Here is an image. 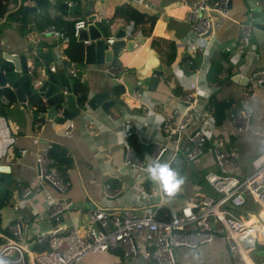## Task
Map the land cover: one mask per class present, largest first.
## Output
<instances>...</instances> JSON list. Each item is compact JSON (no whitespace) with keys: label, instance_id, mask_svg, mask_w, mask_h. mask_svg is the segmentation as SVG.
<instances>
[{"label":"crops","instance_id":"0c3cea01","mask_svg":"<svg viewBox=\"0 0 264 264\" xmlns=\"http://www.w3.org/2000/svg\"><path fill=\"white\" fill-rule=\"evenodd\" d=\"M143 1L147 2V6ZM247 1L232 0L227 15H221L216 10L212 11V15L220 21V25L215 27L212 35L208 37L212 51L206 56L196 53L189 62L186 60L190 57L187 47L183 45L178 49L175 45L177 39L186 40L190 29L188 0H93L92 12L100 14L102 18H112L115 7L125 2L142 12L154 14L157 18L151 35L136 32L132 36L125 37L132 39L135 46L131 49L124 47L116 56L117 62L126 70L122 73L121 84L124 91L121 93H116L114 90L118 82L103 70L104 64L111 61L85 63V43L78 38L60 44L55 36L50 33L41 34L38 28L22 35L15 21L8 19L0 21L2 23L0 53L2 50L25 53L33 56V61L41 64L35 53L52 50V63L57 65L56 71L67 72L61 55L67 62L73 61L76 64L81 74L79 80L82 83V89L75 91L73 88L76 94L86 91L89 93L109 91L115 100L107 111L100 107L96 109L88 107L71 118L60 115L61 109L51 118L47 105L48 111L43 113V121L37 124L34 122L27 101L18 100L13 90H11L13 94L11 99L3 92L0 93V162L10 164L7 191L11 186L9 202H4L0 207V232H7V226L16 220V216L22 218V228L27 233L53 225L52 220L42 216L47 206V195H60L49 183L44 184L45 191L32 194L18 210L12 208V205L18 201L21 188L37 182L36 154L45 143L49 142L61 144L71 156L72 163L66 173L70 186L66 195L73 203L64 212L63 219L69 224L76 225L81 231L86 227L88 212L97 206L112 209L127 206L136 213L157 210L163 206L170 216L179 210L186 200H199L203 193H215L213 187L204 178L208 170L218 171L210 151H206V154L200 158L185 161L181 165L178 173L185 182L173 197L161 192L158 184L148 178L147 172L140 170L135 173L123 162L125 152L122 137H124L125 124L129 122L132 128L137 129L140 136L133 133L128 135L127 139L130 142L132 139L136 140L138 147V150L135 148L136 153L143 156L149 151L153 140H162L163 132L159 122L171 113L178 103L177 95L186 90L189 82L196 77L202 87L209 90V94L207 92L199 96L200 104L205 106L208 96L215 92L220 99L232 100L229 113L237 108L250 113L249 128L243 131L234 129L229 113L219 125L215 124L213 117L210 118L212 123H208V141L217 137L224 139L235 152L237 150L236 154L242 170L240 171L248 172L251 166L250 160L264 146V84L252 87L246 94L244 93L246 83L231 80V76L238 72L244 76L243 78H249L256 67L264 65V30L254 26L252 28L253 50L259 55L257 59L252 57L251 52H245L238 56L234 66L225 65V56H227L225 46L236 42L242 22L248 20L251 6ZM256 2L262 4L264 0H256ZM72 5L75 7L67 8L68 13L62 12L70 16L66 19L73 17L69 12L70 8H77L82 15V11L88 8V0H73ZM28 12L27 24L33 26L34 20L43 11L38 9ZM119 28H131L132 32L133 26L119 25ZM153 37L160 40L163 48L152 46ZM164 40L174 41L175 57L170 64L163 62ZM193 60L197 62L195 69L190 67ZM224 68L227 69V74ZM155 70L161 73H155ZM147 77L156 78V83L151 86V81H148L147 87L138 84ZM134 90L141 92L142 102L129 107L126 93ZM3 96L6 100L2 99ZM43 100L45 101L44 98ZM118 100L124 101L125 104ZM69 121H73L74 125L64 132L68 128ZM21 149L25 150L23 154L20 153ZM200 179L202 182L199 181ZM105 183H108L111 190L120 188L118 195L104 196ZM150 187L160 190L154 198L146 197ZM174 252L178 264H247L237 252L229 251L225 239L221 236L204 243L197 249L179 246ZM250 255L252 257L249 259L254 264L264 259L263 255L256 252ZM78 264L148 263L139 256L124 260L119 249H109L88 254Z\"/></svg>","mask_w":264,"mask_h":264},{"label":"built area","instance_id":"2783aa9c","mask_svg":"<svg viewBox=\"0 0 264 264\" xmlns=\"http://www.w3.org/2000/svg\"><path fill=\"white\" fill-rule=\"evenodd\" d=\"M62 1L68 8L73 4V0ZM188 1L190 29L186 40L177 39L175 45L178 49L183 45L187 47L190 57L186 60L191 62L196 53L206 56L212 51L208 37L212 35L214 28L220 25L212 11L227 15L229 7L228 0ZM31 2L6 0L0 21ZM49 2L54 3L53 0H48ZM143 4L147 6V2L143 1ZM47 12L51 17L62 14L61 9L55 5L49 6ZM62 16L70 17L66 14ZM94 19L103 20L105 23L107 35L104 41L109 47L117 38L115 33L120 21L102 18L100 14H95ZM87 21L85 16L74 19L72 37H79L80 30L86 27ZM124 29V38L132 36L131 28ZM39 32L52 34L60 44L68 42L71 38L54 24L47 25ZM251 35L252 24L242 22L236 42L225 46V65L234 66L238 56L245 52H251L254 59L259 57L253 50ZM82 42L88 43L89 40L84 39ZM61 59L67 74L79 80L81 74L76 64L73 61L67 62L63 55ZM226 68L225 74L228 73ZM47 69L56 71L57 65L51 61L48 67L41 66L32 81L34 88L40 86ZM103 70L116 82H123L122 73L126 70L120 63L108 62L104 64ZM261 84H264V65L251 72L244 93L247 94L249 89ZM207 92L209 94V90L202 87L198 77L191 80L188 88L177 95L178 103L171 113L159 122L163 132L162 140H153L149 151L143 156L136 153L134 144L127 139V136L133 133L140 136L137 129L127 122L122 137L125 152L123 162L135 173L140 170L147 172L148 166L154 160L169 163L178 172L185 161L210 151L218 171L208 170L204 176L215 193H203L199 200H186L179 210L168 218L159 217L156 210L136 213L127 206L119 209L97 206L88 212L86 227L81 231L76 225L63 219L64 212L73 203L66 195L70 180L54 165V160L49 156L51 143H45L35 158L37 182L21 188L18 201L12 208L18 210L32 194L41 192L44 190V184L49 183L60 195H47V206L42 216L54 223L49 228L27 233L22 228V218L16 216V220L7 226V232H0V260L5 264H78L88 254L119 249L124 260L139 256L148 264H178L174 255L176 247L197 249L221 236L225 239L229 251L237 252L247 264H254L249 259V253L256 252L258 245H264V146L250 160V170L240 172L237 154L227 146L224 139L217 137L208 141V123H212V117L199 102V96ZM126 95L129 107L142 102V94L137 90L127 92ZM2 99L6 100V97L3 96ZM229 119L236 131L249 128L250 113L241 108L231 110ZM73 125V121H69L64 132L70 130ZM206 142H209L208 146H205ZM24 151L21 149L20 153L23 154ZM119 192L120 188L111 190L108 183L103 185L104 196L115 197ZM158 192L160 190L150 187L146 197L154 198ZM254 205L256 206L252 208ZM42 242H47L48 247L37 250L35 246ZM258 264H264V259Z\"/></svg>","mask_w":264,"mask_h":264},{"label":"water","instance_id":"95a60500","mask_svg":"<svg viewBox=\"0 0 264 264\" xmlns=\"http://www.w3.org/2000/svg\"><path fill=\"white\" fill-rule=\"evenodd\" d=\"M31 4H25L23 9L26 11H36L41 9L45 11L48 0H31ZM54 3L62 8L67 9L68 6L62 0H54ZM232 0H228V7L231 6ZM247 3L251 6L246 22L252 24L256 28L264 30V3L258 4L256 0H248ZM71 7H75L72 5ZM93 0H88V8L82 11L88 21L86 27L80 30L78 39L83 41L88 39L85 43V63H102L105 61H112L115 56L125 47L131 49L135 46L132 39H125V29H117L115 41L108 47L104 41L107 35V28L102 20H97L93 14ZM250 41L253 38L250 37ZM39 57L40 63L33 61V56L22 53H12L2 50L0 53V90L8 88L13 90L17 95L18 100L24 102L26 98L32 93H38L45 99L46 105L49 106L50 117L53 118L57 111L61 109L60 115L67 118L76 116L80 111L86 108L96 109L102 108L104 111L115 102L109 91L100 92H81L76 94L73 90V83L75 79L71 78L65 71H50L46 70L45 76L42 78L39 87L34 88L32 81L38 75V70L41 66L48 67L52 61L53 52L35 53ZM159 70H155V73ZM240 73H235L231 76V80L246 83L248 77ZM244 79V81H242ZM148 81H151V86L156 83V78L147 77L138 82L143 87L148 86ZM118 102L124 101L118 100ZM10 181V164L0 162V207L4 205V195L7 192V183ZM211 224L214 225L213 216ZM256 253L264 256V245H258ZM175 255V252H174Z\"/></svg>","mask_w":264,"mask_h":264},{"label":"trees","instance_id":"16d2710c","mask_svg":"<svg viewBox=\"0 0 264 264\" xmlns=\"http://www.w3.org/2000/svg\"><path fill=\"white\" fill-rule=\"evenodd\" d=\"M6 0H0V17L3 15V5L5 4ZM58 6L55 3L49 2L46 5V9L44 12H41L38 14L37 19L34 20L33 26L28 25V14L29 12L24 10L23 8L17 10L16 12H13L6 16V19L15 21L16 26L20 30L22 35H25L26 33L35 30V28H38L39 31L46 27L49 24H54V26L57 29H60L65 34L70 35V39L74 40L76 38L72 37V28L74 19L78 16H82L80 11L77 8H70L69 12L73 15L72 19H66L62 16L63 13H68V11L64 8H59L63 12L62 14L56 15L54 17L49 16L47 12V8L49 6ZM113 19H117L120 21L121 26H126L128 24H132V32L131 34H135L136 32H141L145 35H151L153 30V25L156 21V16L154 14H147L146 12L140 11L137 7L133 6L130 3H121L117 5L113 12ZM163 40V39H162ZM165 42V53L163 57V62L165 64H170L174 57H175V45L173 40H164ZM152 46L153 47H162L160 45V40L156 38H152ZM117 57L115 56L111 63H118ZM192 69H195L197 67L196 60H193L192 65L190 66ZM82 83L80 80L75 79L73 83V88L75 91L82 89ZM114 90L116 93H121L124 91L123 85L121 83H117L114 86ZM3 92L5 95L8 96L9 99H11V96L13 95L11 90L8 88H2L0 90V93ZM27 103L31 107L32 116L34 119V122L37 124H40L43 121V113L48 111L47 105L45 104V101L43 100L42 96L38 93H32L27 98ZM232 100L229 99H220L217 97V94L215 92L211 93L207 101L205 103V110L208 112V114L213 117L215 124L219 125L221 124L227 117H228V111L231 107ZM131 142L134 144L136 150H138L137 143L135 139H132ZM209 142H206L205 146H208ZM49 156L54 160V165L57 166L59 170L63 172V174L67 177V169L70 167L72 163L71 156L68 152V150L62 146L59 143H51V147L48 152ZM11 186H9V190L5 193L4 199L5 202H9L10 197V190ZM157 215L162 218H168L169 215L167 214L166 207H159L157 210ZM48 247L47 242L39 243L35 246L37 250H43Z\"/></svg>","mask_w":264,"mask_h":264},{"label":"clouds","instance_id":"9594fccd","mask_svg":"<svg viewBox=\"0 0 264 264\" xmlns=\"http://www.w3.org/2000/svg\"><path fill=\"white\" fill-rule=\"evenodd\" d=\"M148 178L158 184L161 192L169 197L175 196L185 182L184 178L169 163L154 160L147 168ZM0 264H5L0 260Z\"/></svg>","mask_w":264,"mask_h":264},{"label":"rangeland","instance_id":"374dc122","mask_svg":"<svg viewBox=\"0 0 264 264\" xmlns=\"http://www.w3.org/2000/svg\"><path fill=\"white\" fill-rule=\"evenodd\" d=\"M8 19H9V16H8ZM1 25H2V23L0 22V26H1ZM246 142L249 143L248 141H246ZM226 144H227V143H226ZM227 146H228L229 148H231V145H228V144H227ZM238 151H239V149H238ZM236 153H238L237 150H236ZM205 154H206V153H204V154H202V155H205ZM207 154H209V153H207ZM202 155H200L199 158H200ZM197 158H198V157H197ZM237 158H238V160H237V163H238V169L241 170V167H240L241 165H240V163H239V157L237 156ZM216 166H217V165H216ZM217 168H218V167H217ZM241 171H242V170H241ZM241 171H240V172H241ZM205 173H206V172H205ZM242 173H244V171H243ZM201 174H202V173H201ZM204 175H205V174H204ZM199 178H201V175L199 176ZM204 178H205V176H204ZM199 181L202 182V179H200ZM255 206H256V205H254L252 208H254ZM251 253H253V251H252ZM251 257H252V256H251L250 253H249V258L251 259ZM255 262L257 263L258 261H255Z\"/></svg>","mask_w":264,"mask_h":264},{"label":"bare ground","instance_id":"6f19581e","mask_svg":"<svg viewBox=\"0 0 264 264\" xmlns=\"http://www.w3.org/2000/svg\"><path fill=\"white\" fill-rule=\"evenodd\" d=\"M258 216V214H256Z\"/></svg>","mask_w":264,"mask_h":264}]
</instances>
